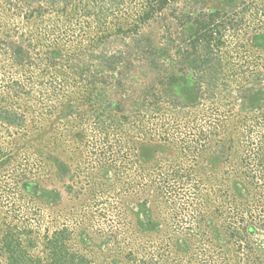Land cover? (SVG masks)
Returning <instances> with one entry per match:
<instances>
[{"label":"rangeland","instance_id":"rangeland-1","mask_svg":"<svg viewBox=\"0 0 264 264\" xmlns=\"http://www.w3.org/2000/svg\"><path fill=\"white\" fill-rule=\"evenodd\" d=\"M253 1L169 2L139 30V38H111L93 50L87 44L72 48L76 58L83 52L89 57L102 51L125 58L114 72L115 81H108L107 97L96 103L94 85L53 86L56 76L64 77L62 71L66 78L70 75L63 60L70 51L64 45L71 43L61 33L74 24L78 0H0V148L11 155L0 165V264H10L3 240L9 225L27 232L20 236L22 247L39 264H51L49 240L62 230L67 232L65 244L71 253L91 264H177L174 251L184 238L156 195L160 183L157 175L155 179L152 175L159 172L153 168L159 156L176 158L185 170L195 168L206 178L218 176L213 185L208 181L214 191L230 175L232 179L226 184L232 195L243 190L237 200L256 201L252 196H259L262 189L247 188L248 181L231 172L251 154L241 142L251 130L252 113L247 108L262 98V86L251 90L236 85L240 89L233 86L232 91L223 93L219 87L214 100L205 95L193 106L195 102L189 104L192 97L180 98L190 106L182 110L169 105L173 74L185 75L191 84L198 82L189 68V56L183 52L192 33L188 26H179L178 18L184 12H228L233 6L239 9L242 3ZM253 10L246 13L240 34L254 36L249 26ZM126 17L123 10L118 18ZM129 22L121 24L126 27ZM255 44L250 41L248 45L259 53ZM135 45L149 50L136 54ZM260 50L264 70V49ZM88 57L79 58L81 71L88 63L99 64ZM50 58L59 64L49 67ZM122 78L125 84L118 86ZM94 111L113 116L109 121L114 123L112 127L106 131L95 127ZM5 112L12 116V122L1 119ZM211 114L217 115L213 122L223 124L214 137L215 149L201 155L193 147L184 153L182 147L197 137L193 126L211 122ZM164 122L170 123L167 130ZM167 135L170 139L165 141ZM257 135L253 134L255 139ZM112 142H117L114 149ZM118 144L128 154L126 168L117 165ZM218 146H223V152L216 150ZM29 181L33 183L30 193L23 189V183ZM260 204L254 206L253 216L261 219L252 221L247 215L246 221L256 227V234L249 237L264 257V201ZM210 220L213 226L221 224L214 216Z\"/></svg>","mask_w":264,"mask_h":264},{"label":"trees","instance_id":"trees-1","mask_svg":"<svg viewBox=\"0 0 264 264\" xmlns=\"http://www.w3.org/2000/svg\"><path fill=\"white\" fill-rule=\"evenodd\" d=\"M176 1L180 0H110V3L106 0H78L80 8L75 10L79 11L74 13V24L73 22V25L68 24V29L66 28L61 33V35H65L64 39L71 43V46L64 45L70 51L67 59L63 60L65 65L69 66V69L67 68L70 73L69 79L62 71L61 75L64 77L60 79L56 76V84L54 83L53 86H56L57 89L64 84L85 85L84 87L94 85L92 94L95 95L93 96L95 102H103L108 93V81L109 79L114 80V72L120 68L125 58L122 54H110L107 51H102L98 55L91 53L89 57L86 52H81L82 54L80 53L81 55L76 58L78 55L76 52H72V48L77 49L79 45L87 44L93 50V47L97 48L107 43L111 38H139L141 37L139 30L169 2ZM133 6L135 9L132 8ZM252 9L254 10L249 26L252 27L254 36L249 37V32L240 34V28L245 22L246 13ZM123 10L127 17L120 20L118 17ZM131 17L133 19L130 23ZM121 21L129 22V26H122ZM178 21L181 28L188 26L189 32L192 33L186 41L187 48L183 52L185 56H189L191 63L189 68L195 77L198 76V82L191 84L185 75L173 74L170 77L169 82L174 89L173 93L169 95L171 98L169 105L172 109L182 110L190 107L186 103H182L180 98L192 97L189 99V104L195 102L193 106L199 105L198 100L205 95L214 100L219 87H221L219 91L223 93V91H232L233 86L236 87V85L242 88L249 87L248 89L251 90L262 86L259 89L262 92V98L258 100L259 102L250 105L251 108H247L252 113V122L248 125L251 130H249L246 140L241 142L247 146L244 149L245 152L248 151L251 154L244 158L238 166H235L236 168H232L231 174L234 173V177L238 176L240 179L247 180L249 183L246 185L247 188L256 186L255 190L262 189L263 191H257L259 196L257 194L252 196L253 201L256 199L254 203H250V199L237 200L244 191L240 190V193L232 195L230 185L226 184L228 180L232 179L230 175L227 176L228 179L221 180L217 190L214 191L213 188H210L209 183L213 185V181L218 176L206 178L199 172L197 173L195 168L185 170L184 164L176 158L159 156V161L153 166L159 172L156 174L155 171L153 172L155 174L152 175L154 179L157 175L160 183L156 188V195L165 203L176 225L175 229H178L184 238L182 245H178L177 250L174 251L173 260H176L177 264H264V257L257 251L258 248L254 246L255 244L249 237L256 234V227L253 224L248 225L246 221L247 215L252 221L261 219L260 215H256L254 218L253 215L256 214L254 206L258 208V204L262 205L260 202L264 201V70L260 66L262 63L260 49H264V0H254L251 4L244 2L239 6V9L233 6L232 10L222 13L213 10L211 12L201 11L197 14L184 12ZM250 41H256L255 45L258 47L259 53L253 50L254 46L248 45ZM134 48L136 54L142 53L145 49L149 50L141 45H135ZM189 51L192 52V55H189ZM149 53L151 52L149 51ZM83 55L88 57V60L98 61L99 64L88 63L86 64L88 67L81 71L78 66L82 61L79 58ZM48 63L49 67L59 64L51 58ZM73 76L77 79H73ZM79 81H85L86 84L79 83ZM97 83L100 84L96 86ZM116 84L123 86L125 78L119 79ZM92 113L97 115L95 127L100 126L99 130L106 131L114 124L109 122L113 120V116L105 115L104 112L94 111ZM207 114L209 113L204 112L205 116H203L208 117ZM216 117L217 115L211 114L208 118L211 122H197L193 126V130H198L197 137L191 143L186 144V147H182L184 153L190 152L193 147L201 155L203 152L215 149L213 147L217 143L213 142L214 137L218 136L219 126H223L219 122H213ZM11 118L12 116L6 112L1 117L8 123L12 122ZM169 124V122L163 123L165 130L168 129ZM186 125H190V122ZM254 133L258 134L257 139L253 136ZM164 138L165 141L170 139L168 135ZM116 145L117 142H112L110 147L114 149L117 147ZM118 148L120 149L117 154L120 158L117 165L119 168H126L129 161L128 154L122 150L120 144H118ZM216 148L222 152L224 150L223 146ZM9 157L11 155L8 152H2L0 148V165ZM153 177L150 180L152 183H154ZM258 181H261V184ZM23 189L30 193L33 183L24 182ZM212 216L215 217L216 222L221 221V224L213 226V221L210 220ZM21 231L22 228L17 225H9L4 229V248L9 263L39 264L40 261L35 262L22 247L20 236L27 232ZM65 233H67L66 230L59 231L49 240L51 264H91L77 253H71L65 244L67 239Z\"/></svg>","mask_w":264,"mask_h":264}]
</instances>
